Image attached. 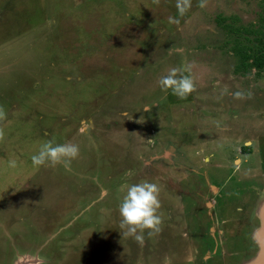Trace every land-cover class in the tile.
I'll return each instance as SVG.
<instances>
[{"label": "rangeland", "instance_id": "374dc122", "mask_svg": "<svg viewBox=\"0 0 264 264\" xmlns=\"http://www.w3.org/2000/svg\"><path fill=\"white\" fill-rule=\"evenodd\" d=\"M176 2L0 0V264L256 258L264 72L236 70L238 50L264 44V0ZM185 66L194 91H163ZM48 140L80 146L71 171L32 164ZM145 180L162 223L140 244L119 203Z\"/></svg>", "mask_w": 264, "mask_h": 264}, {"label": "clouds", "instance_id": "9594fccd", "mask_svg": "<svg viewBox=\"0 0 264 264\" xmlns=\"http://www.w3.org/2000/svg\"><path fill=\"white\" fill-rule=\"evenodd\" d=\"M191 7L190 0H177L176 8L183 15ZM171 19V18H170ZM188 66L183 69L172 68L159 79L160 88L180 98H185L194 91L195 83L190 75ZM239 95V93H237ZM152 105H146L144 111H149ZM5 113L0 109V118ZM126 115V113H125ZM80 155V146L71 141L54 143L52 140L41 144L39 151L31 156V162L36 167L62 166L71 171L72 162ZM15 166V161H10ZM125 190L119 203L121 228L126 229L125 236H130L140 244L144 242V234L151 236L160 231L162 217L159 214L160 188L150 181H142L130 185H122Z\"/></svg>", "mask_w": 264, "mask_h": 264}, {"label": "trees", "instance_id": "16d2710c", "mask_svg": "<svg viewBox=\"0 0 264 264\" xmlns=\"http://www.w3.org/2000/svg\"><path fill=\"white\" fill-rule=\"evenodd\" d=\"M229 31L234 35H239L241 31L239 30H231L229 27ZM260 42V46L256 45L254 48L251 45H248L247 49H241L239 51V66L236 72L240 73L241 71H249L251 68H254L258 70L259 73L264 72V44H262L261 40H258Z\"/></svg>", "mask_w": 264, "mask_h": 264}, {"label": "water", "instance_id": "95a60500", "mask_svg": "<svg viewBox=\"0 0 264 264\" xmlns=\"http://www.w3.org/2000/svg\"><path fill=\"white\" fill-rule=\"evenodd\" d=\"M262 223L259 230L255 233V238L258 240L260 244V250L257 254L256 258L253 259L251 264H264V207L260 210Z\"/></svg>", "mask_w": 264, "mask_h": 264}, {"label": "flooded vegetation", "instance_id": "af4514ba", "mask_svg": "<svg viewBox=\"0 0 264 264\" xmlns=\"http://www.w3.org/2000/svg\"><path fill=\"white\" fill-rule=\"evenodd\" d=\"M200 192H201V191H200ZM242 202H243V204H241V203H240V204H241L243 207L245 206V208H247V210H248L249 207H247V204H249V203H248L247 201H245L244 199L242 200ZM196 203H197V201H196V202L194 201V205H195ZM195 206H197V204H196ZM239 207H240V206H239ZM239 207H238L237 209H239ZM239 210H240V209H239ZM220 216H221V215H220ZM220 216H219V219H220V220H223L224 215L221 216V217H220ZM248 216H249V215H248ZM222 217H223V218H222ZM251 234H252V239H253V238H254V237H253V236H254V235H253L254 233L252 232ZM253 240H254V239H253ZM254 242H255V241H254ZM245 244H246V243H245ZM250 245H252V247H250L249 250H251L253 253H254V251H255L256 249H257L258 251L260 250V249H259V245H258V243H256V242H255V244H251V243H250V244L248 245V247H249ZM257 250H256V251H257ZM231 252H232V251H231ZM232 253H238V252H236L235 249H233V252H232ZM258 253H259V252H258ZM244 254H245V253H244ZM244 254H243V257H244ZM245 257H246V256H245ZM246 258H247V257H246ZM246 258H245V259H246ZM253 258H254V257H253ZM233 261H234V259H232V262H233ZM232 262H231V263H232ZM231 263H230V264H231Z\"/></svg>", "mask_w": 264, "mask_h": 264}, {"label": "crops", "instance_id": "0c3cea01", "mask_svg": "<svg viewBox=\"0 0 264 264\" xmlns=\"http://www.w3.org/2000/svg\"><path fill=\"white\" fill-rule=\"evenodd\" d=\"M259 200V199H258ZM264 207V201L260 204V207H259V209L256 211V214L258 215L257 216V225H256V228L253 230V231H251V233L253 232L254 234V241L256 242V243H258V245H259V249H260V244H259V242H258V240L255 238V233L259 230V228L261 227V223H262V217H261V209ZM255 242H254V244H255ZM254 259V258H253Z\"/></svg>", "mask_w": 264, "mask_h": 264}, {"label": "bare ground", "instance_id": "6f19581e", "mask_svg": "<svg viewBox=\"0 0 264 264\" xmlns=\"http://www.w3.org/2000/svg\"><path fill=\"white\" fill-rule=\"evenodd\" d=\"M199 172V171H198ZM197 173V172H196ZM228 243V242H227ZM230 245V244H229ZM231 249H233V247H230Z\"/></svg>", "mask_w": 264, "mask_h": 264}]
</instances>
